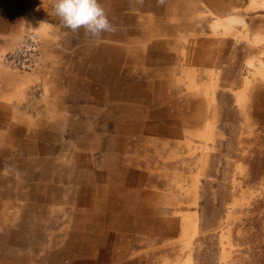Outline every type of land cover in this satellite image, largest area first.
Here are the masks:
<instances>
[{"label":"crops","instance_id":"crops-1","mask_svg":"<svg viewBox=\"0 0 264 264\" xmlns=\"http://www.w3.org/2000/svg\"><path fill=\"white\" fill-rule=\"evenodd\" d=\"M99 3L114 31L93 40L53 0H0V56L35 29L45 62L0 63V245L43 264H141L176 225L170 205L202 202L201 168L186 176L171 156L261 108V82L230 60L238 25L264 44V0Z\"/></svg>","mask_w":264,"mask_h":264},{"label":"rangeland","instance_id":"rangeland-1","mask_svg":"<svg viewBox=\"0 0 264 264\" xmlns=\"http://www.w3.org/2000/svg\"><path fill=\"white\" fill-rule=\"evenodd\" d=\"M249 31L244 25L235 27L230 61H234L239 73L243 72L246 81L261 82L260 112L254 116L250 106L234 125H221L217 140L202 141L201 153L198 148L184 147L179 150V158L171 156L184 165L185 172L180 173L186 176L193 174L194 165L201 168L202 202L170 205L176 225L168 237L148 238L152 243L147 248L150 251L145 252L146 256H136L141 264H183L188 260L190 264H264V44L261 37ZM217 62L220 67L225 60ZM171 190L196 195L195 186ZM15 214L6 211V223ZM1 247L0 258L4 261L0 260V264H16L19 255L26 258L22 264L44 263L34 260L29 250L14 253Z\"/></svg>","mask_w":264,"mask_h":264},{"label":"clouds","instance_id":"clouds-1","mask_svg":"<svg viewBox=\"0 0 264 264\" xmlns=\"http://www.w3.org/2000/svg\"><path fill=\"white\" fill-rule=\"evenodd\" d=\"M53 11L64 28L72 32L83 29L85 36L93 40L114 31L99 0H53Z\"/></svg>","mask_w":264,"mask_h":264},{"label":"built area","instance_id":"built-area-1","mask_svg":"<svg viewBox=\"0 0 264 264\" xmlns=\"http://www.w3.org/2000/svg\"><path fill=\"white\" fill-rule=\"evenodd\" d=\"M0 63L8 70L22 74H35L44 67L40 33L28 31L0 56Z\"/></svg>","mask_w":264,"mask_h":264},{"label":"bare ground","instance_id":"bare-ground-1","mask_svg":"<svg viewBox=\"0 0 264 264\" xmlns=\"http://www.w3.org/2000/svg\"><path fill=\"white\" fill-rule=\"evenodd\" d=\"M7 207V206H6ZM179 226V225H178ZM171 228H173V227H171ZM176 228V227H175ZM172 233V232H171ZM191 235V234H190ZM8 256H6V257H4V258H7ZM11 259V258H10ZM13 259V258H12ZM183 264H190V261L188 260V261H186V262H184Z\"/></svg>","mask_w":264,"mask_h":264}]
</instances>
